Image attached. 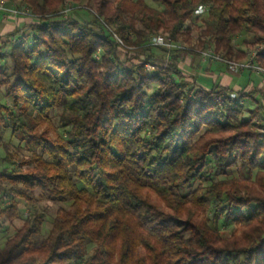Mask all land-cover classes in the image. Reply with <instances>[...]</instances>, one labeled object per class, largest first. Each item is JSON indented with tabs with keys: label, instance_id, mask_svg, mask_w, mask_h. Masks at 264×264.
Masks as SVG:
<instances>
[{
	"label": "trees",
	"instance_id": "trees-1",
	"mask_svg": "<svg viewBox=\"0 0 264 264\" xmlns=\"http://www.w3.org/2000/svg\"><path fill=\"white\" fill-rule=\"evenodd\" d=\"M12 1L36 18L29 33L0 36V90L11 102H0V143L10 129L28 154L15 168L4 158L0 231L20 217V201L66 207L46 232L47 214L31 209L0 245V264H264L263 109L196 88L177 66L192 50L245 60L235 39L264 45V0H86V21L61 19L66 0ZM155 36L179 48L153 46ZM120 50L143 60L124 62ZM256 65L264 70V50ZM234 168L244 177L212 181ZM188 204L212 218L198 222ZM220 223L242 232L224 239Z\"/></svg>",
	"mask_w": 264,
	"mask_h": 264
},
{
	"label": "rangeland",
	"instance_id": "rangeland-1",
	"mask_svg": "<svg viewBox=\"0 0 264 264\" xmlns=\"http://www.w3.org/2000/svg\"><path fill=\"white\" fill-rule=\"evenodd\" d=\"M91 7L94 8L93 4H91ZM15 8H18V7H15ZM87 8L88 7H87V1L86 0L81 1V2H74L73 0H66L62 9L64 11H67V12L63 13L64 17H62L61 19H66V18L67 19L68 18L79 19L80 18L83 21H86L88 19L92 20V15L89 12H87V11H89ZM68 10H70V12H68ZM23 17H26V16H23ZM18 18H11V19L15 20ZM28 18H31V17H28ZM86 18H88V19H86ZM5 19H10V18L5 17ZM31 19H33V18H31ZM194 36L198 37V34L194 33ZM159 37H161V36H159ZM162 38H163V40L166 39L165 37H162ZM252 39H253L252 35H243V36H239L235 39L234 47L236 49L245 51L247 53L248 60H240V61H233V62L246 63V62H249L251 60V56L253 53L259 52V54H260L261 52H263L264 47L262 50V46H264V45L262 43H259L258 45L257 44L252 45L251 44ZM156 47H158V46H156ZM183 48H186V47H183ZM210 51L211 50H205V51L192 50L190 53L192 55H195L194 57L193 56L191 57L194 61V65H193L192 69L191 68H185L186 71L188 73H192L196 76L199 74L200 77H203V75L201 74L200 68L201 69L203 68V66H202V64H204L203 61L206 62L207 60H204L203 57L201 56V54L203 52H210ZM118 53H119V55H118L119 58L124 62L132 60L133 58H136V57L143 60V56L141 55L140 52H133L131 54H134V55H128V54L124 53L122 50H120ZM156 53L160 57L167 55V54H164V52L161 50H158V52H156ZM130 57H132V58H130ZM133 60H134V62H137L136 59H133ZM215 62H217V61H215ZM217 63H220V62H217ZM154 68H156V66L153 67L150 64L146 66V71H147L148 76L152 75V73L154 72ZM228 69H229V67H228ZM261 73L264 74V72H261ZM147 92H148L149 96L151 94H153L155 92V86H153V85L150 86L148 88ZM150 101H151V99L148 97L147 103H150ZM0 102L7 103L9 106L11 103L9 99L5 98L3 90H0ZM260 103L261 102H259V104ZM256 106H257L256 103H252L251 101H247L245 108L247 110L249 107H251V110H253L254 108H256ZM261 118L264 119V114H261ZM244 119L245 120L249 119L248 113H245ZM59 125H60L59 120L55 117L53 119V130L51 132L52 136L56 137L57 133L62 134V130L58 129ZM5 145L8 146L7 149H5V147H4ZM21 146L22 145H21L20 141L12 135L11 130L10 129L6 130L4 135H3V140L0 143V170L4 167H8V165L4 162V158L7 156L11 160L12 164L9 165L11 168L17 167L18 165H20V163L22 161H26L28 159L27 152H25L23 149H21ZM243 177H244V174L240 173V171L238 169L234 168V169L230 170L226 176L220 174L219 171L215 170V171H213V175H212L211 179H212V181H217V180H221V179L223 180V179H232V178L241 179ZM197 187H198V184H193V185L187 187L186 189H184L182 191L183 196L187 195L190 192L195 191L197 189ZM65 207L66 206L64 204L53 203L50 201H41V202L37 203L35 206H33V208L39 210V212L42 211V212H45L47 214V220H46V223L44 224L45 232L49 231V229L51 227V222H52L53 218L56 216L57 211L61 208H65ZM163 207H164V205H162V208ZM33 208H31V209H33ZM186 208L190 213V217H193L198 222H208V220L212 218V214H207V215L204 214L202 209H199L197 206H195L193 204H188ZM31 209L26 206L24 201H20V211H21L20 217L15 219L12 222L5 219L4 229H2L0 231V245H3L7 237L13 236L16 233V231L19 230L24 225V219L26 218L27 214L31 211ZM220 230H221V235L224 239H231L233 237V235H235V234L240 235V233L242 232V227H241V225H238L236 223H234V224L233 223H230V224L220 223Z\"/></svg>",
	"mask_w": 264,
	"mask_h": 264
},
{
	"label": "crops",
	"instance_id": "crops-1",
	"mask_svg": "<svg viewBox=\"0 0 264 264\" xmlns=\"http://www.w3.org/2000/svg\"><path fill=\"white\" fill-rule=\"evenodd\" d=\"M19 5V3L13 2L12 0H5V6L8 8H13ZM34 22L33 19L23 16H20L15 20L11 18L5 19L4 13L0 12V36L4 38L7 35L16 32L27 34L30 32V25ZM9 48L10 44L5 45L4 51H8ZM178 56L177 66L181 71L184 80L190 85L204 90L220 87L231 90V92L234 93H241L243 96H246L242 101L244 106H246L247 101H251L252 103H256L257 106H261L263 109L261 114H264V74L258 73L255 70H244L235 73L231 72L228 67L222 63L203 61V68H200L203 77H200L199 74L196 76L192 73H188L185 69L193 68L194 61L191 57H194L195 55L181 52L178 53ZM245 60H248V56ZM259 102H261V105ZM247 110L250 111L251 107ZM258 120L262 121V124L264 125V119L261 118V115Z\"/></svg>",
	"mask_w": 264,
	"mask_h": 264
},
{
	"label": "built area",
	"instance_id": "built-area-1",
	"mask_svg": "<svg viewBox=\"0 0 264 264\" xmlns=\"http://www.w3.org/2000/svg\"><path fill=\"white\" fill-rule=\"evenodd\" d=\"M0 11L4 13L6 18H18L20 16H26V17H31V18H36L30 11V9L28 7H21V8H8L5 6V0H0ZM67 11H63L62 13H66ZM68 12H70V10H68ZM205 12V7H200L197 11V14H202ZM115 39L117 40V43H119L120 45H122V41L116 36L114 35ZM22 40L21 39H17L14 38L13 42L14 43H20ZM151 45L153 46H160L162 48H166L168 50L171 49H175V48H179L177 45H174L172 43H170L169 40H166L162 37L159 36H155L152 38L151 40ZM262 46V50H263ZM258 55L259 52H255L252 54L251 56V60L249 62L246 63H237V62H233V61H228L222 57H220L219 55H216L213 51L211 52H203L201 54V56L203 57L204 60L207 61H217L220 62L226 66L229 67V70L231 72H240V71H244V70H255L258 73L264 72L261 68H259L256 65V61L258 59Z\"/></svg>",
	"mask_w": 264,
	"mask_h": 264
}]
</instances>
